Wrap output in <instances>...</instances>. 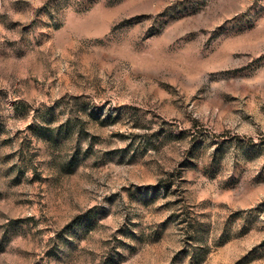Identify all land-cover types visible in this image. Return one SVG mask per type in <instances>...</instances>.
<instances>
[{"label":"rangeland","instance_id":"rangeland-1","mask_svg":"<svg viewBox=\"0 0 264 264\" xmlns=\"http://www.w3.org/2000/svg\"><path fill=\"white\" fill-rule=\"evenodd\" d=\"M0 264H264V0H0Z\"/></svg>","mask_w":264,"mask_h":264}]
</instances>
